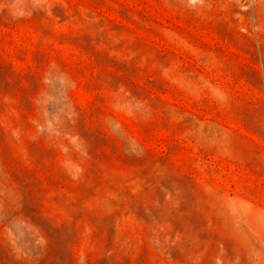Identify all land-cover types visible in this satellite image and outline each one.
<instances>
[{
    "label": "rangeland",
    "instance_id": "1",
    "mask_svg": "<svg viewBox=\"0 0 264 264\" xmlns=\"http://www.w3.org/2000/svg\"><path fill=\"white\" fill-rule=\"evenodd\" d=\"M0 264H264V0H0Z\"/></svg>",
    "mask_w": 264,
    "mask_h": 264
}]
</instances>
